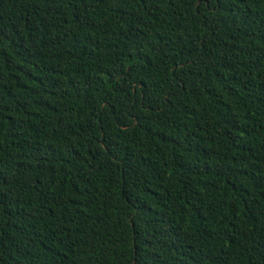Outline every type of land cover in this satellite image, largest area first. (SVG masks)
Here are the masks:
<instances>
[{
    "label": "trees",
    "instance_id": "1",
    "mask_svg": "<svg viewBox=\"0 0 264 264\" xmlns=\"http://www.w3.org/2000/svg\"><path fill=\"white\" fill-rule=\"evenodd\" d=\"M0 264H264V0H0Z\"/></svg>",
    "mask_w": 264,
    "mask_h": 264
}]
</instances>
